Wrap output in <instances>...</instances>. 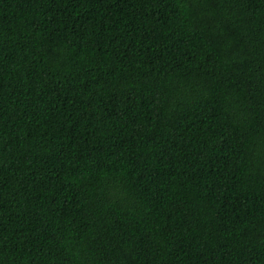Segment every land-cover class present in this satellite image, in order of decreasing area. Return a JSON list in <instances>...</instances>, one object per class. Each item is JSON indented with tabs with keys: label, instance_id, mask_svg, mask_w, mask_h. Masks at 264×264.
Returning a JSON list of instances; mask_svg holds the SVG:
<instances>
[{
	"label": "trees",
	"instance_id": "1",
	"mask_svg": "<svg viewBox=\"0 0 264 264\" xmlns=\"http://www.w3.org/2000/svg\"><path fill=\"white\" fill-rule=\"evenodd\" d=\"M0 264H264V0H0Z\"/></svg>",
	"mask_w": 264,
	"mask_h": 264
}]
</instances>
